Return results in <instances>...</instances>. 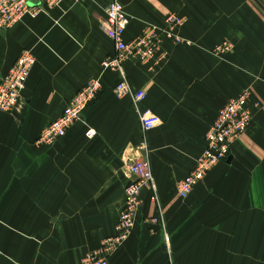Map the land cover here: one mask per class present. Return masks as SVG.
<instances>
[{"label":"crops","instance_id":"0c3cea01","mask_svg":"<svg viewBox=\"0 0 264 264\" xmlns=\"http://www.w3.org/2000/svg\"><path fill=\"white\" fill-rule=\"evenodd\" d=\"M110 1L65 0L0 33V79L23 51L37 58L19 106L0 112V264H80L99 250L117 234L132 180L125 164L145 157L156 193L141 191L133 233L111 264H264V0H123L126 42L169 14L186 19L180 40H164L148 64L126 62L132 88L147 94L139 107L116 97L118 74L102 72L115 53L101 27ZM95 78L102 89L81 120L40 145ZM246 90L250 128L180 198L220 110ZM145 110L162 121L150 132Z\"/></svg>","mask_w":264,"mask_h":264},{"label":"built area","instance_id":"2783aa9c","mask_svg":"<svg viewBox=\"0 0 264 264\" xmlns=\"http://www.w3.org/2000/svg\"><path fill=\"white\" fill-rule=\"evenodd\" d=\"M65 0H0V33L7 32L25 18H37L40 14H48L49 10L59 8ZM79 2L82 0H73ZM31 2H39L33 7ZM106 18L101 27L105 35L114 44L115 53L102 62V72H112L119 75L115 87L118 99L132 98L135 106L145 100L146 92L135 91L128 81L125 64L132 60L148 64L157 54L164 40L179 41V32L185 25L186 19L177 15L166 16L163 25H151L132 42L125 41V34L130 25L123 0H111L107 5ZM221 51L228 50L227 45L220 47ZM37 63L32 50L21 53L10 71L0 79V112L12 113L19 106L31 72ZM102 82L100 78L90 80L67 104L62 116L47 126L40 134L38 143L53 146L67 136L75 124L81 120L86 109L97 100ZM252 94L244 91L236 98L230 99L220 110L217 119L206 134V147L196 162V167L189 176L178 185V194L187 199L194 188L204 181L206 176L221 162L227 160L232 146L250 128L253 114L249 108ZM140 121L145 132L159 127L161 119L151 110L140 111ZM87 135L92 138L93 130ZM144 144L143 148H146ZM125 171L132 178L125 189L126 201L122 209L117 234L106 239L101 248L86 255L80 264H111L114 253L130 238L135 228L137 217L141 210V191L152 189L156 193V185L152 164L148 158L134 159L125 164Z\"/></svg>","mask_w":264,"mask_h":264},{"label":"water","instance_id":"95a60500","mask_svg":"<svg viewBox=\"0 0 264 264\" xmlns=\"http://www.w3.org/2000/svg\"><path fill=\"white\" fill-rule=\"evenodd\" d=\"M30 5L35 7V6L39 5V2H31Z\"/></svg>","mask_w":264,"mask_h":264}]
</instances>
